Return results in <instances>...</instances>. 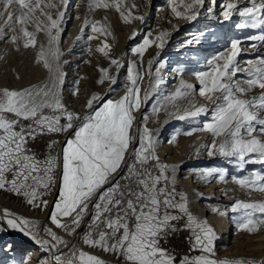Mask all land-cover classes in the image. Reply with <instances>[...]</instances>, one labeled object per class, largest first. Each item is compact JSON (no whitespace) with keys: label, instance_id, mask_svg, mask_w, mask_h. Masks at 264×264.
Segmentation results:
<instances>
[{"label":"snow or ice","instance_id":"obj_1","mask_svg":"<svg viewBox=\"0 0 264 264\" xmlns=\"http://www.w3.org/2000/svg\"><path fill=\"white\" fill-rule=\"evenodd\" d=\"M216 2L217 0H210L213 7L207 9L209 13L213 12ZM248 2L250 6L241 7L237 0H225L221 4L224 20L231 19L238 12L241 17L250 18V22L246 20L239 23L238 28H260L264 25V0ZM204 3L205 0H168L175 16L189 22L199 17ZM14 5L18 6L16 12L9 10ZM60 5L63 7L60 8L52 0L47 3H42V0H0V17L5 14L7 16L4 23L0 24V36L4 34L5 25L11 30L13 23L20 24L22 38H26L24 47H35V34L26 27V24L32 21L35 30L43 31L47 37V47L41 44L36 59L37 62H42L49 72L48 82L39 88L34 86L35 90L0 89V189L10 186L14 193L27 197L28 204L47 206L49 201L46 199L37 204L38 196L43 195L38 192V187L51 189L57 158L49 155L44 161H39L29 154L30 149L26 145L28 139H35L37 135L46 132L71 131L72 135L66 139L62 148V176L59 180L58 196L49 216L51 223L57 228L74 232L83 217L89 214L91 204V222L83 237L85 244L117 253L123 257L126 264H176L175 257L160 247L159 240L166 236L169 230H176L173 221L186 216L185 227L191 230L194 237L192 248L199 249L201 255L184 256L179 264H257L256 261L242 258L210 257L215 239L214 230L206 220L191 213L186 195L176 192L175 166L160 162L156 155L157 139L146 125L138 127L135 134L131 133L135 119L132 112L141 106L142 99L146 101L148 98V93L141 98L138 86L141 73L135 61L127 65L129 86L119 99H103L93 93L86 104L89 111L83 116L68 110L61 93L65 74L61 70L60 57L63 53L59 48V40L69 0H60ZM92 5L93 0H89V6ZM113 6L120 11V6L115 0ZM52 9H57L55 15ZM121 18L128 22L130 14L125 15L121 11ZM132 18L142 21L144 19ZM89 23L85 19L84 27L80 30L82 33ZM91 28L93 32L102 31L95 23L91 24ZM137 35L134 31L132 38ZM167 36L166 31H161L154 40L146 35L139 45L132 48V52L142 58L146 49L153 43L157 48H163ZM19 38L21 37L13 35L11 41L16 43ZM93 38L88 36L89 40ZM246 39L264 41V33L248 36ZM242 43L241 39H233L230 51L209 60L208 71L196 73L200 84L199 94L213 100L212 121L206 122L201 130L210 132L214 138H220L219 142L213 139L212 144L207 146L208 155L219 154L234 158L240 169L248 163L264 164V118H261L264 116V57L249 60L247 68H240L237 57L241 52ZM251 46L256 47L255 43ZM108 47L109 45L104 44L98 51L107 56ZM111 64L117 65L118 68L122 66L117 59L111 60ZM152 65L153 60L150 59V75ZM100 71L107 73V69ZM240 71L247 73L248 79L244 82L246 87H242L241 83L234 79ZM104 78L102 75L101 81L98 82H102ZM112 82L115 83V77ZM256 87L262 90L259 98H243ZM191 89H194V85L181 81L180 88L165 99L174 101L177 97L188 94L182 90ZM203 111L207 109L201 107L195 111H185L184 115L177 118L185 119L186 116H196ZM62 119L64 123L61 122ZM25 121L29 123H24ZM257 130L260 136L256 135ZM174 140L175 136L172 137V141ZM41 168L43 176L40 175ZM123 168L127 171L121 174ZM169 169L173 172L172 177L167 174ZM212 172L213 170H205L201 179L211 176ZM6 173L12 174L10 181L6 179ZM224 178L225 171L220 170L219 179ZM233 180L242 187L264 191V171L256 170L239 178L233 176ZM177 196L180 198L179 202L176 200ZM240 209L244 211L237 223L238 228L251 232L258 223L264 224V219L254 218L257 212L264 214V201H236L232 211ZM170 210H178L183 215H175ZM12 215L8 209L3 210L5 218ZM62 217L68 218L69 222H62ZM6 223L10 228L30 236L37 244L50 246L51 249H55L58 244L67 246L66 242L49 228L45 231L51 240L38 239L37 234L29 228L30 221L22 217L8 218ZM51 259L55 264H105V261L96 255L75 246L67 254L54 252ZM21 264L27 262L22 261Z\"/></svg>","mask_w":264,"mask_h":264},{"label":"rangeland","instance_id":"obj_2","mask_svg":"<svg viewBox=\"0 0 264 264\" xmlns=\"http://www.w3.org/2000/svg\"><path fill=\"white\" fill-rule=\"evenodd\" d=\"M162 1L163 0H160L159 2L158 0V2L153 3L154 0H150L149 3V0H122V2H119L120 11H117V7H113L112 10L109 7L95 6L96 4H100L97 0H93L92 7L89 6V0H69V5L61 24L63 31L59 40V48L63 53L60 57L61 69H65L63 72L65 74L63 84L61 85L63 103L68 110L83 116L85 114L84 110L86 108L87 100L92 96V94L95 93L100 96L101 91L105 88V84L109 80L115 67V65L111 64V60L115 59L114 49L117 44L118 36L120 34H129L131 27H133L134 18L132 17H137L139 15L149 16L148 23L145 25L147 27L144 28V31L142 32L143 36L138 37L136 41L132 42V44H127L128 48L126 49V55H124L126 59L127 56L131 54L132 48L139 45L146 35H148L150 39L154 40V37H156L161 31H166L169 34V30L172 29V32L166 38L167 42L164 44L163 48H157L154 43L151 45L154 51H158L157 57L159 63L155 66L156 79L154 80L156 91L154 90L153 92H150V101L146 107L143 106L133 110L132 115L135 119L130 131L132 134H135L138 127L146 125V127L152 131V134L157 139L156 155L159 157L160 162L170 166H174L177 162H179L174 176L176 192H183L186 195L187 205L191 213L202 220H206L214 230V233L217 218L215 220V217L211 214V212L203 214L198 213L193 204L194 202H197L201 205L204 201H201L197 197H200V195L207 191L209 186L212 185L213 189L211 190V194H213L215 188H218L216 190H219V194L222 192V195L229 197L230 202L223 203L222 200L218 199L208 203L209 206L212 207L211 209H216L214 213H223L225 221L227 222V228H230V233H226L223 236L219 235L217 236L218 238L215 237L212 243L213 252L210 254V257L213 259L242 258L244 260H253L256 261L257 264H261V262H264V258H257L253 255L258 253V249L255 247V244L258 241L257 235H263L261 241H263L262 243L264 244V224L258 223L256 228L251 232L238 228L237 223L239 218L243 215L244 210L240 209L239 211L233 212L232 207L236 201L244 203L264 201V191H259L256 188L242 187L233 180V176L239 178L247 176L256 170L264 171V164L248 163L245 164L243 169H240L234 162V158L216 154L214 155V160H211L209 163L212 162L217 164V162H221L222 164L217 165L216 168H218V171H225V178L224 180H220L219 172L217 171L211 178L207 179L203 183L196 181L197 177L189 172V169L194 166L186 164L187 162H195L196 164L199 163L197 164L198 166L209 165L208 162L204 161L207 160L209 156L207 146L212 144L213 139H216L217 142H219L220 139L219 137L214 138L212 134L206 130H201L206 122L212 121L213 100L199 94L200 86L195 84V79L197 78L196 73L208 71L209 60L217 57L221 53H227L230 51L231 41L233 39H242L241 36L233 32L238 28L237 25L242 22H233V25L230 28V34L228 33L229 31L225 32L223 29L218 28H215L214 32L208 31V29L203 28L205 27L204 23H209L213 20L214 23L218 25V23L221 22L222 18L219 19V17L222 16L220 9L221 4H223L225 0H217L212 13H209L207 9L209 7H213V5L210 3V0H205L204 7L201 8L204 9V12L206 13L205 22L203 20L199 22V15L195 21L191 22L194 23V26L184 32V34H191L196 31V35L199 37L190 38L188 40L190 48H188L187 51L178 52L174 55L170 53L173 56H161V52L163 50L166 51L168 47L167 44L173 37V34L178 32L181 27L180 26L176 29L177 21H182L183 25L189 22L183 18L176 17L169 4L162 3ZM242 1L246 2L244 6H249L248 0H237L238 3H242ZM47 2L48 0H42V3ZM52 2L56 3L60 8L63 7L60 5V0H52ZM17 8L18 6L14 5L9 10L16 12ZM166 8L168 9L167 13L161 21H158V14L162 13ZM56 11L57 9H52L53 15H55ZM121 11L124 12L125 15L130 14V21L125 22L121 18ZM16 14L19 15V12ZM234 15H239V13L236 12ZM6 19V14L4 17H0V24H3ZM85 19H87L90 23L85 27V31L82 33L80 30L81 27H84ZM257 19H259V17ZM13 20H15V17ZM92 23H95L98 28L102 29L105 36L99 32H93L91 28ZM154 24H158L159 26L157 25L155 28ZM20 27V24L13 23V28L10 30L8 26L5 25L6 32H4V35L9 36H5L6 38L3 41L0 40V48L4 42V46H2L0 50V89L7 88L9 90L16 91L24 90L25 88H21L20 85L23 75L26 78L29 74L34 76L36 75V83L46 80L49 75L48 70L43 67V63L37 62L36 59L41 44L47 47V37L45 33L43 31H36L33 22L29 21L26 24V27L28 31L34 32L36 46L24 47V39L26 38H22ZM153 28L157 31L152 32ZM262 33H264V31H258L257 33H252L251 36L260 35ZM13 35L21 38H19L16 43H13L11 41V36ZM88 36H93L94 38L89 40ZM78 37L79 39H77ZM107 38L110 42L114 43V46H109L106 49V56L104 53L98 51V48L103 47L104 44L107 43ZM216 40H221L216 43L218 45V49H213L212 52L206 53L209 43L215 42ZM253 43L256 45L255 48H252L251 46ZM196 44L197 47H194ZM200 44L203 46H199ZM240 47L241 52L237 57V64L242 69L248 67L247 62L249 60H256L257 57H264V41L243 42ZM70 48H72V50H70ZM149 48L150 46L147 49ZM68 50H70L69 53H67ZM97 53L102 54L104 57L103 60H106L109 63V68H107L108 70L106 74H103L100 71V69H102L100 68V65L103 64V60L97 56ZM92 54L97 57H93L92 59ZM81 58L83 59L81 60ZM220 63H222V61H220ZM128 64L129 62L126 61L124 65H122V71L120 73L122 77L118 80L114 87H110L109 94L106 97L104 96L103 99L116 100L124 95L127 87L129 86V81L127 80ZM157 68H159V71H157ZM81 73L84 75H80ZM172 73L173 75H171ZM102 75H104L105 78L102 82H98L101 81ZM142 77L143 76H141L138 83L141 98L145 95L142 93ZM170 77L172 80L169 85L175 87V92L180 88L181 81L192 85L195 84L194 89L182 90L187 91L188 94L183 97H177L174 101L166 100L165 97L174 94L172 92L167 93L165 91V88L167 87L166 84L168 83ZM178 78L180 81L176 82ZM173 79H175V81ZM234 79L240 82L242 87H246V83H244L248 79L246 72H237ZM261 91L262 90L258 87L253 88L243 98H259ZM74 92L75 94H73ZM216 95H218V93ZM201 107L206 108L207 111L200 112L196 116H186L185 119H180L177 123L173 122L174 117L184 115L185 111H195L197 108ZM154 109L158 110L154 111ZM145 117H147V119H145ZM261 118H264V116ZM61 122L64 123L65 121L62 119ZM24 123L29 122L25 121ZM256 127L258 129L259 125ZM193 129L196 130L193 131ZM189 132L191 133L190 135L186 134ZM71 135V131L62 133L46 132L45 134L37 135L35 139H28L26 145L27 148L30 149L29 154L34 155L39 161H44L49 155L57 158V166L52 173L54 180L52 181L51 189L45 190L43 187H38V192L43 193V195L38 196L37 204H39L40 200L44 199L48 200L49 204L47 206L41 205L39 207L30 205L27 203V197L23 194L14 193L10 190V186H8L0 189V197L3 198L4 201H1L0 208L2 211L4 209H8L9 212L13 214L8 218L22 217L30 221L29 228L34 233L42 231L47 234L45 229H51L58 237H61L66 242L67 246L64 244H58L60 248H64L65 254L69 253L73 246H75L77 249H82L96 255L103 261H106V257L116 259L114 262L108 261L110 264H120V262L126 263L123 257L119 256L117 253L104 251L99 247H90L83 242L84 234L89 230L88 226L91 222V204L89 205V214L83 217L79 227H77L74 232L70 233L64 228H57L49 219L51 209L54 205L56 197L58 196L59 180L62 176V148L66 143V139ZM256 135L260 136L258 130ZM173 136H175L174 141H172ZM50 144L51 147H49ZM131 147L132 145H130V148ZM163 150L165 152L161 153ZM170 157L175 158L176 160L172 162L169 160ZM199 158L203 160H200ZM151 163L154 164V162ZM126 171L127 169L123 168L121 174ZM171 172L172 170L169 169L167 173L169 177L172 175ZM40 175H44L42 168ZM186 178L189 181L185 183L184 181ZM191 178L193 179L192 183ZM6 179L10 181L12 179V174L6 173ZM29 183H32V181H29ZM169 187L171 188V184ZM176 200L179 202V196L176 197ZM47 207L48 210L44 215L43 212ZM170 211H172L175 215H183L178 210ZM254 218L257 220L264 219V214L257 212L254 214ZM61 219L62 222H69L68 218L62 217ZM186 222V216H184L181 220L173 221L172 223L175 225L176 230H169L167 235L159 240L160 247L166 249L170 255L175 257L176 264H179L180 259L184 256L192 257L195 255H201L199 249L193 250L192 248L194 237L192 236L191 230L185 227ZM237 230H242L239 235ZM75 234L76 238H74ZM235 239L243 243L241 249L243 252L240 250L239 253L242 252L247 255L234 253V250L231 248V242ZM6 244V238L3 237V234H0V264H21L22 261L29 258L31 249L36 248L34 245L29 244H27L28 247H25L26 243H24V241H20L17 243L19 247L16 248L17 250L15 249V252L12 251V254L10 253L4 255L6 253H2V250L6 247ZM263 248L264 246H261L259 251L264 253ZM1 254H3V256H1ZM45 260L46 257L43 256L39 259L37 264H40L42 263L40 261Z\"/></svg>","mask_w":264,"mask_h":264},{"label":"bare ground","instance_id":"obj_3","mask_svg":"<svg viewBox=\"0 0 264 264\" xmlns=\"http://www.w3.org/2000/svg\"><path fill=\"white\" fill-rule=\"evenodd\" d=\"M97 1L100 4H108L109 5L108 7L111 8L112 10H113V7L116 8L115 6H113V0H97ZM115 2H116V4L120 5L119 2H122V0H115ZM156 2H158V0H154L153 3H156ZM159 2H160V0H159ZM149 3H150V0H149ZM162 3H168V0H163ZM239 4H240V6H244L246 4V2L245 1H242V3L240 2ZM248 4L250 6V3H248ZM167 11H168V9L166 8V9L163 10L162 13L158 14V17H159L158 18V21L159 20L161 21L163 19L164 15L167 13ZM156 16H157V14H156ZM205 16H206V13L204 12V9H200L199 22H201L202 20L205 22ZM137 17H143L144 19H143V21L140 20V19H134V21H133V27H131V31L129 32V34H120L118 36V40H117V44H116L117 47L115 45V49L114 50H115V59L119 60L120 63H121V65H124V63L126 61H128V62L135 61L136 62V65L139 68V71L141 73V76H143L142 77V84H141V86H142V93H144V94L145 93H148L147 100L144 101L142 99V103H141V106L140 107H143V106L146 107L148 105L149 101H150V99H149L150 98L149 97L150 92H153L154 90L156 91V87H155L154 80L156 79V73H155L156 67L155 66L158 65V57H157L158 56L157 55L158 51L157 52H156V50L154 51V49L150 46L149 49H146V51L144 52L142 58L139 55H137V54H135L133 52H131V54H129L127 56V59L124 56V55H126V49L128 48V45L127 44L130 45V44H132V42L136 41L138 37H142L143 36L142 32L144 31V28L147 27L145 25H146V23H148L149 16L148 15L147 16H144V15L140 16L139 15ZM220 18H222V19H221V22L218 23V25L216 23H214V21L212 20L209 23H204V26L205 27H203V28H206V29H208V31H211V32H214L215 28L223 29L225 32L226 31H229L228 33L230 34V31H231L230 28L233 25V22H236V21L244 22L246 20L250 21V18L241 17L240 15H233L232 18L229 19V20H224V18L222 16H220L219 19ZM129 21H130V18H129ZM157 25L158 24H154L155 28H156ZM192 26H194V23H191V22L189 23L188 22L187 24H184L183 25V22L178 20L177 23H176V27H177L176 29H178V27H180L179 28V31L173 34V37L170 39V41L167 44L168 47H167L166 51L163 50L161 52V56H163V55L173 56L174 54H177L178 52L180 53V52L187 51V49L190 48V46L188 44V40L190 38H197V37H199L198 35H196V31H195V33L184 34V32L186 30H188L189 28H191ZM235 30L236 31H233V32H235V34L241 36L242 37L241 40L244 43H246V42H251L250 40H247L246 37L251 36L252 33H257L258 31H264V25H262L260 28H244V29L237 28ZM134 31L137 32L138 35L136 37L132 38V33ZM156 31L157 30L153 28L152 32H156ZM4 32H6V30ZM152 32H150V33H152ZM169 32L171 33L172 32V29H170ZM99 33L105 36V33L104 32L101 31ZM170 33L168 34V36L170 35ZM197 33H198V31H197ZM5 36H9V35H4L3 34L2 36H0V38L3 37L0 40L3 41L6 38ZM154 39H155V37H154ZM218 41H221V40H216L215 42L209 43V47H207L206 53L212 52L213 49L214 50L215 49H218V45L216 44ZM166 42H167V39H166ZM184 43H186V44H184ZM106 44L109 45V46H112V45L114 46V43L110 42L108 40V38H107V43ZM154 45H155V43H154ZM2 46H4V42H3V45ZM2 46H1V48H2ZM199 46H203V45L200 44ZM194 47H197V44ZM1 48H0V50H1ZM4 50H5V48H4ZM70 50H72V48H70ZM70 50H68L67 53H69ZM170 53H172L173 55L170 54ZM89 56H90V54H89ZM91 56H92V59H93V57L95 58L97 56L100 57L102 60L104 59V57L100 53H97V56H95L93 54ZM82 59L83 58H81V60ZM150 59L153 60V65H152V68H151V75L149 74V67H148V61ZM85 61H84V63H85ZM100 68H102V69L109 68V63L106 60L105 61L103 60V64L100 65ZM61 70L64 72L65 69L63 68ZM121 71H122V66L118 68L117 65H115L114 70H113L112 74L110 75L109 80L105 84V88L100 93V97L103 98L104 96L106 97L109 94L110 87H114L117 84L118 80L122 77V75L120 74ZM125 71H126V69H125ZM80 75H84V74L81 73ZM171 75H173V73ZM35 76L29 74L28 77L26 78L23 75V77L21 78V81H20L21 88H25V89L33 88L34 89V86H35V88H38L40 86L42 87L49 80V75H48V77L46 78V80H44V81H42L40 83L39 82L36 83L37 77H35ZM113 77H115V83L112 82V78ZM87 78H88V76H87ZM175 79H173V80L175 81ZM171 80L172 79L170 77L169 80H168V83L166 84L167 87L165 88V91L167 93H169V92L175 93V87L169 85ZM38 81H39V79H38ZM177 81L179 82L180 79L178 78L176 80V82ZM195 81H196L195 84H197L198 86H200L198 78H196ZM161 87H162V85H161ZM21 88H19V89H21ZM158 91H160V90H158ZM143 96H142V98H143ZM87 111H88V109L85 108L84 113H86ZM179 120H180L179 118L174 117L173 122L174 123H177ZM164 152H165L164 150L161 151V153H164ZM199 159L200 160H203L201 158H199ZM169 160H171L173 162L176 159L170 157ZM192 160H194V159H192ZM211 160H214V156H208V159L207 160H204V161L208 162V164H209V165H205V166H198L197 164H199V163L196 164L195 162H187L186 163V164H190V165H193L194 166L191 169H189V172H191L195 177H197L196 178V181H199L200 183H203L207 179L211 178L218 171V168H216V167H217V165L222 164V163L221 162H217V164L212 163V162L209 163ZM178 165H179V162H177V164L174 165L175 166V173H176V170H177L176 168H178ZM205 170H213L212 175L209 176V177H207L206 179H201V175H202V173ZM171 173L173 175V172H171ZM172 175H171V177H172ZM188 181L189 180L186 178V180L184 182L186 183ZM192 182H193V179L191 178V183ZM221 187H223V186H221ZM212 189H213V185L212 186H209V188L207 189V191L203 192V194H201L200 197H197L201 201H204L201 205L199 203H197V202H194L193 205L195 206V209L197 210L198 213H202L203 214V213H206V212H211V214L214 215L215 220L217 218V220L215 222L216 223V227H215L216 228L215 229V237H217L219 235L220 236H223L226 233L227 234L230 233V228H227V222L225 221V218L223 216V213H221V212L214 213V209H211L212 207L209 206L208 203L210 201H216L218 199L219 200H222L223 203L230 202V201H229V197L228 196L222 195V192H221V194H219V190H216L218 188H215L214 191H213V194H211V190ZM1 201H3V198L0 197V203H1ZM47 210H48V207L43 212L44 215L46 214ZM6 219H8V217L5 218L3 216V211L0 208V234H3V237L6 238V240H7L6 247L2 250V253H6L4 255L10 254V253L12 254V251L15 252L17 250L16 248L19 247V245L17 243L20 242V241H24V243H26L25 247L27 246V244L34 245L36 247V248L31 249V251H30L31 254L29 255V258H27L25 260L27 262V264H37V262L39 261V259L41 257H43V256L46 257V260L45 261H40V262H42L40 264H55V262L51 259L53 253L54 252L56 254H59L61 252L65 253L64 252V248H60L58 245H57V247L55 249H51L50 246L49 247H45L44 245L37 244L34 240H32L30 238V236H26L24 233L18 232V231H16V229L10 228L7 225V223H6ZM241 231L242 230H237L238 235L241 233ZM35 234H37V238L40 239V240H51V237H49L46 233H44L42 231L41 232H36ZM262 236L263 235H257L258 241L256 242L255 247H256V249H258V253L256 255H253L254 257L261 258V259L264 258V253L259 251L260 250V247L261 246H264V244L262 243L263 241H261L262 240ZM259 237H260V239H259ZM74 238H76V234H75V237ZM53 243H55V242L53 241ZM242 244L243 243L242 242H239L237 239H235V240H233L231 242V248H232V250H234V253L235 254L247 255L246 253H242L243 252L241 250L242 249ZM9 246H11V247L9 248ZM240 250L242 252L239 253ZM263 250H264V248H263ZM1 256H3V254H1ZM35 259H37V260H35ZM108 261L114 262V261H116V259H112L110 257H106L105 264H110ZM120 264H126V263L120 262Z\"/></svg>","mask_w":264,"mask_h":264}]
</instances>
